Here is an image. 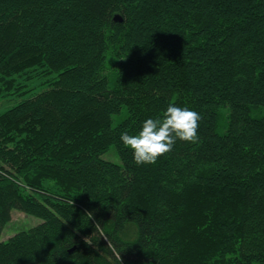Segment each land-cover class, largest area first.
I'll return each instance as SVG.
<instances>
[{"label": "trees", "instance_id": "1", "mask_svg": "<svg viewBox=\"0 0 264 264\" xmlns=\"http://www.w3.org/2000/svg\"><path fill=\"white\" fill-rule=\"evenodd\" d=\"M33 73L55 76L23 98ZM11 96L0 237L13 210L42 222L0 264H264V0H0ZM170 103L199 142L136 165L121 133Z\"/></svg>", "mask_w": 264, "mask_h": 264}, {"label": "clouds", "instance_id": "2", "mask_svg": "<svg viewBox=\"0 0 264 264\" xmlns=\"http://www.w3.org/2000/svg\"><path fill=\"white\" fill-rule=\"evenodd\" d=\"M201 119L197 111L170 103L162 116L146 119L136 134L122 132L120 139L132 151L136 165H154L160 157L173 150L177 140L198 143ZM89 215L91 217V213ZM100 227L99 223L95 226L96 230ZM85 243L91 244L89 237H85Z\"/></svg>", "mask_w": 264, "mask_h": 264}, {"label": "rangeland", "instance_id": "3", "mask_svg": "<svg viewBox=\"0 0 264 264\" xmlns=\"http://www.w3.org/2000/svg\"><path fill=\"white\" fill-rule=\"evenodd\" d=\"M53 76H55V74H47V75L35 74V76L30 81L27 82L29 84V87H27L29 91L23 95L24 96L23 98L32 97L44 91L45 88H47V83H44V82ZM18 101H19V98L16 96H11L7 98V100L0 101V113L12 107ZM124 116H125L124 114L114 115L113 125L114 126L117 125L124 118ZM102 158L110 162L121 163V159L114 147H111L106 153H104L102 155ZM41 222H42V219L37 216L27 214V213H24L18 210H13L12 218L4 227L0 239L2 241H6L12 236H14L15 234H17L18 232L28 230L38 225ZM254 264H259V263L255 262Z\"/></svg>", "mask_w": 264, "mask_h": 264}, {"label": "water", "instance_id": "4", "mask_svg": "<svg viewBox=\"0 0 264 264\" xmlns=\"http://www.w3.org/2000/svg\"><path fill=\"white\" fill-rule=\"evenodd\" d=\"M114 20H115V21H121V18H120L119 16L116 15V16L114 17Z\"/></svg>", "mask_w": 264, "mask_h": 264}]
</instances>
